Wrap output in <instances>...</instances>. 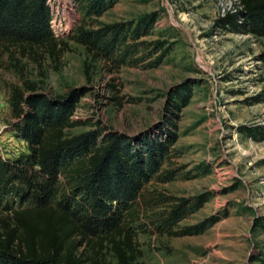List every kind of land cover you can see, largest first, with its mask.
I'll return each instance as SVG.
<instances>
[{
    "label": "rangeland",
    "instance_id": "374dc122",
    "mask_svg": "<svg viewBox=\"0 0 264 264\" xmlns=\"http://www.w3.org/2000/svg\"><path fill=\"white\" fill-rule=\"evenodd\" d=\"M232 0H120L98 19L103 24L136 22L153 15L144 40L159 42L151 67L109 72L67 38L81 24L78 0H48L55 37L68 50L50 57L21 56L0 47V153L26 150L12 126L8 86L34 83L38 92L86 94L76 104L79 119L99 123L136 143L176 136L163 168L176 179L152 183L149 193L190 199L201 205L174 231L215 223L198 235L161 234L150 222L169 205L143 208L134 228L133 264H264V39L227 33L218 22ZM160 61L159 65L154 62ZM109 86L115 87L112 90ZM188 97L177 112L178 97ZM75 118V119H77ZM92 125L71 131L78 134ZM171 150V149H170ZM97 264H116L112 253Z\"/></svg>",
    "mask_w": 264,
    "mask_h": 264
},
{
    "label": "trees",
    "instance_id": "16d2710c",
    "mask_svg": "<svg viewBox=\"0 0 264 264\" xmlns=\"http://www.w3.org/2000/svg\"><path fill=\"white\" fill-rule=\"evenodd\" d=\"M120 0H78L81 24L67 36L93 61L115 72L149 68L159 42L144 40L156 18L103 24L98 19ZM241 9L217 23L227 33L264 39V0H239ZM48 0H0V47L20 55L50 57L68 50L52 32ZM264 66V49L257 56ZM160 61L154 62L159 65ZM112 90L115 87L109 86ZM84 89L65 96L38 92L35 84L8 86L12 126L26 150L14 157L0 153V264H97L108 252L116 264H133L134 228L142 227L143 208L169 205L150 222L161 234L198 235L215 222L174 231L198 211L190 199L149 193L152 183L176 179V169L163 168L176 136L158 135L136 143L90 120L72 118ZM177 112L188 97H178ZM92 125L78 134L71 131ZM171 149V150H170Z\"/></svg>",
    "mask_w": 264,
    "mask_h": 264
},
{
    "label": "built area",
    "instance_id": "2783aa9c",
    "mask_svg": "<svg viewBox=\"0 0 264 264\" xmlns=\"http://www.w3.org/2000/svg\"><path fill=\"white\" fill-rule=\"evenodd\" d=\"M236 9H241V5L239 0H232V2L229 4V6L226 9L221 10V16L224 17L227 13H233L236 11ZM76 110L73 113L72 118H77L76 116Z\"/></svg>",
    "mask_w": 264,
    "mask_h": 264
}]
</instances>
